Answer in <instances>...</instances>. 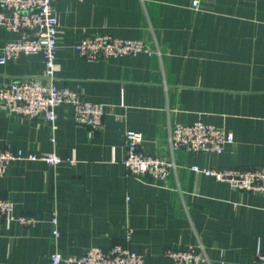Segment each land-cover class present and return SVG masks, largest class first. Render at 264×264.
I'll return each instance as SVG.
<instances>
[{"label":"crops","instance_id":"0c3cea01","mask_svg":"<svg viewBox=\"0 0 264 264\" xmlns=\"http://www.w3.org/2000/svg\"><path fill=\"white\" fill-rule=\"evenodd\" d=\"M54 9L56 81L104 105L105 114L93 128L75 122L72 105H59L52 145L43 116L10 113L0 102V150L56 151L65 160L16 162L1 178L0 196L15 203L14 215L37 224L0 215V264H51L56 252L79 257L114 245L145 264H172L166 251L188 245L199 264H255L264 250V197L192 167L264 166V0H202L199 10L191 0H57ZM103 33L140 39L153 53L83 59L75 43ZM18 37L0 28V58ZM27 77L44 80L41 54L0 63V87ZM199 119L231 131L234 142L221 154L171 150L170 127ZM126 130L143 133L145 148L173 159L175 170L159 180L129 175Z\"/></svg>","mask_w":264,"mask_h":264},{"label":"built area","instance_id":"2783aa9c","mask_svg":"<svg viewBox=\"0 0 264 264\" xmlns=\"http://www.w3.org/2000/svg\"><path fill=\"white\" fill-rule=\"evenodd\" d=\"M57 0H0V28L18 33L19 37L8 40L2 47L0 63L20 55L41 54L44 60V80L27 77L13 80L0 87V102L10 113L23 114L34 118L43 116L53 131L52 145H55L54 132L57 129L56 108L70 104L76 123L98 128L102 124L105 107L100 103L87 101L74 90L60 86L56 81L59 70L57 62L58 35L60 20L54 9ZM82 1V0H80ZM202 0H191L194 10H199ZM79 55L89 62L109 58L135 56L153 51L140 39L118 38L110 34H91L75 43ZM126 155L122 163L129 175L137 178L165 179L176 164L173 159H165L150 153L144 146L141 132L126 130ZM234 142L231 131L215 124L197 120L193 123H175L169 129L168 143L171 150H187L206 154H221L225 147ZM25 160H42L51 166H58L65 160L56 151L40 155H25L22 151L0 150V180L10 165ZM74 163V160H66ZM196 172L226 182L233 189L247 191L264 197V166L249 169L199 167ZM15 203L0 196V215L9 221L34 227L37 219L27 215H14ZM53 234L58 235V219L52 218ZM172 264H199L201 254L194 246L175 247L166 251ZM145 264L144 256L122 245L108 249L93 246L79 257H64L60 252L51 256V264ZM255 264H264V250L257 255Z\"/></svg>","mask_w":264,"mask_h":264}]
</instances>
